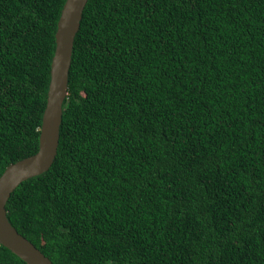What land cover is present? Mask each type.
I'll return each mask as SVG.
<instances>
[{
  "label": "trees",
  "instance_id": "trees-1",
  "mask_svg": "<svg viewBox=\"0 0 264 264\" xmlns=\"http://www.w3.org/2000/svg\"><path fill=\"white\" fill-rule=\"evenodd\" d=\"M65 2L0 0V176L39 150ZM6 210L54 264H264V0H89L57 156Z\"/></svg>",
  "mask_w": 264,
  "mask_h": 264
},
{
  "label": "water",
  "instance_id": "water-1",
  "mask_svg": "<svg viewBox=\"0 0 264 264\" xmlns=\"http://www.w3.org/2000/svg\"><path fill=\"white\" fill-rule=\"evenodd\" d=\"M89 0H66L58 22L51 80L36 154L9 165L0 176V244L26 264H54L10 223L6 204L17 187L29 178L47 172L53 165L60 143L63 106L68 96L69 71L74 41Z\"/></svg>",
  "mask_w": 264,
  "mask_h": 264
}]
</instances>
